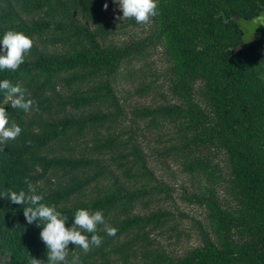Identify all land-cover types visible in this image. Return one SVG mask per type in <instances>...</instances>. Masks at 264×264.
Returning <instances> with one entry per match:
<instances>
[{"label": "rangeland", "instance_id": "rangeland-1", "mask_svg": "<svg viewBox=\"0 0 264 264\" xmlns=\"http://www.w3.org/2000/svg\"><path fill=\"white\" fill-rule=\"evenodd\" d=\"M86 1L90 3L81 0H0V12L12 15V25L4 26L7 28L4 32L27 27L29 30L23 33L33 40L34 46L22 65L34 63L39 58L65 62L91 49L90 38L75 42L77 31L92 34L101 49L112 47L118 50L133 46L143 50L138 57L124 59L115 77L100 73L92 82L78 86L55 82L54 90L47 88L42 97L45 104H41L48 109L33 111L43 113L41 119L46 124L68 122L73 126L75 120L87 118L94 112L106 115L101 126L77 139L74 127L66 138L51 147L50 157L72 160L79 155L89 157L91 168L80 174V179L87 181L83 199L86 203L112 194H141L145 196L131 207L130 219L139 222L159 212L165 216L159 226L140 225L119 236L110 237L104 231L101 246L84 253L86 259L79 264L184 263L192 253L206 246L202 232L209 233L208 211L188 199L192 194L212 198L229 219L227 235L220 240L222 250L253 257L254 260L246 259L242 264H255L256 259L264 261V228L248 198L237 195V179L227 165L224 152H215L211 168L203 174L191 171L186 154L171 151L182 140L200 139V135L210 133L216 124L209 118L214 108L205 100L209 95L204 90L205 79L208 83L212 79L204 57L205 43L193 33L175 41L162 42L157 38L164 20L185 10L183 0L158 2L159 14L148 24H136L134 19L117 20L122 13L113 0ZM105 3L108 4L107 10L104 9ZM37 24H41V34L32 31ZM106 79L112 81L113 94L124 115L117 116L118 112L108 105L75 112L70 104L75 94L90 91L93 85ZM33 98L36 100L38 96ZM171 106L198 109L203 114L190 115L182 126L162 122L152 127L137 118V112L144 109ZM181 133L183 138H180ZM112 138L117 140L112 152L99 155L92 150L93 146ZM202 158H210L209 150L199 154L198 160ZM48 178L50 184L43 183L44 191H48L51 184L56 190L70 187L75 181V173L50 174ZM68 206L75 207V198L68 202ZM121 213L115 211V217L104 219L105 223L117 228L125 222V212ZM73 255V252L69 254L68 259L71 260ZM0 258L2 263H7L9 253L3 250Z\"/></svg>", "mask_w": 264, "mask_h": 264}, {"label": "trees", "instance_id": "trees-1", "mask_svg": "<svg viewBox=\"0 0 264 264\" xmlns=\"http://www.w3.org/2000/svg\"><path fill=\"white\" fill-rule=\"evenodd\" d=\"M165 1L167 0H159V3ZM73 6L75 10V1ZM183 6L185 10L177 12L174 18L164 20L163 29L157 38L162 42L175 41L185 34L193 33L205 43L204 57L209 65L207 69L212 72V79L208 83L203 75L202 78L205 79L204 90L209 93L205 100L214 108L209 118L216 124L210 133L200 135L198 140H182L171 151L186 154L190 159L191 171L203 174L211 168L215 152H224L227 165L237 179V195L248 198V203L258 213L256 218L264 228V29L257 30L248 48L235 53V47L242 42V31L230 19L231 16H238L249 20L257 16L264 12V0H183ZM11 23L12 15L0 12V39L7 29L6 25H12ZM26 28L17 30L25 32L29 30ZM32 31L41 34V24L33 27ZM85 37L91 39V49L84 50L75 58L65 62L39 58L34 63L21 65L16 72H0V80L9 79L14 86L18 84L26 89V99L38 96L36 100L33 98L36 105L47 110L48 106H44L42 97L47 88L54 90L55 82L64 81L70 86H78L92 82L100 73L115 77L120 72L124 59L131 60L133 56H140L143 51L142 48L133 46L118 50L112 47L108 50L101 49L92 39V34L87 35L82 31H77L75 42ZM70 104L75 112L108 105L118 112L117 116L124 115L119 100L113 94L110 79L99 81L90 91L75 94ZM0 107H5L8 112L10 124L15 122L22 128L15 141L0 145L4 149L0 151V193L5 189L27 192V185L24 183L27 177L35 188V194L44 197V203L55 205L58 211L68 217L66 227L72 226L78 209L102 211L104 219L114 218L115 211L122 212V215L125 212V222L116 228L118 236L129 233L140 225L159 226L164 221L162 212L151 214L139 222L129 218L131 207L143 200L145 195L141 194H112L86 203L83 199L87 181L80 179V174L91 168L89 157L79 155V158L75 156V160L50 157L51 147L66 138L74 127L77 139L101 126L106 115L94 112L87 118L75 120V126L68 122L46 124L41 119L43 113H25L20 109H12L10 102L5 100L4 92H0ZM202 114L198 109L171 106L158 110L144 109L137 112V118L147 121L148 126L152 127L162 122L182 126L190 115ZM182 136L181 133L180 138ZM116 142L114 138L108 139L104 144L93 146L92 150L99 155L107 154L115 149ZM204 150H209L210 158L198 160L199 154ZM212 150L218 151L210 152ZM60 173H75V181L70 187L57 190L51 184L48 191H44L43 183L50 184L49 175ZM72 198H75L74 208L68 206ZM188 199L207 209L209 233L202 232L206 246L192 253L182 264H242L246 259L254 260L249 254L237 256L233 252L222 250L220 240L226 237L230 221L212 198L192 194ZM41 229L42 226L37 227L36 223H27L22 206L0 198V256L3 250L9 253V261L2 263L0 258V264H28V254L44 260L46 264L47 250L39 236ZM96 234L104 237L103 225L98 226ZM69 251V254L73 252L79 257V263L86 259L84 252L74 245H69ZM255 264H264V261L256 259Z\"/></svg>", "mask_w": 264, "mask_h": 264}, {"label": "clouds", "instance_id": "clouds-1", "mask_svg": "<svg viewBox=\"0 0 264 264\" xmlns=\"http://www.w3.org/2000/svg\"><path fill=\"white\" fill-rule=\"evenodd\" d=\"M118 5L122 16L116 19L125 21L134 19L136 24H148L158 12L159 0H113ZM108 4H104L107 10ZM34 46L33 40L23 32L8 30L0 39V72H16L25 62V57L30 54ZM0 92H4L5 100L10 102L12 109H20L25 113L39 111L36 102L26 99L27 90L20 85H13L9 79L0 80ZM22 128L15 122L9 123L8 112L5 107H0V145H6L15 141L21 134ZM30 143V142H29ZM4 149L0 147V151ZM24 183L28 191L19 192L5 189L0 193V198L7 199L11 204L20 205L23 215L28 224L36 223L42 229L40 239L46 247V264H79V257L69 256V245L81 249L84 253L93 247H100L103 238L97 235L99 225H104V231L108 236L114 237L118 229L105 223L102 211H89L78 209L74 214V223L66 227L68 217L57 210L55 205L43 202L44 197L35 194L32 182L26 177ZM28 264H45L44 260L36 259L28 254Z\"/></svg>", "mask_w": 264, "mask_h": 264}, {"label": "water", "instance_id": "water-1", "mask_svg": "<svg viewBox=\"0 0 264 264\" xmlns=\"http://www.w3.org/2000/svg\"><path fill=\"white\" fill-rule=\"evenodd\" d=\"M230 19L235 22L242 31V42L235 47V53L248 48L257 30L264 29V12L249 20H245L238 16H231Z\"/></svg>", "mask_w": 264, "mask_h": 264}]
</instances>
